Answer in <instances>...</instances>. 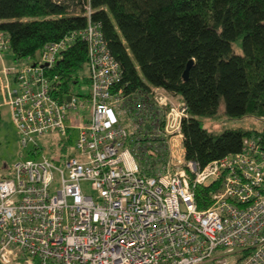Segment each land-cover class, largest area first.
<instances>
[{"label":"built area","instance_id":"obj_1","mask_svg":"<svg viewBox=\"0 0 264 264\" xmlns=\"http://www.w3.org/2000/svg\"><path fill=\"white\" fill-rule=\"evenodd\" d=\"M86 9L83 29L0 70L20 144H33V157L0 173V264H264L261 136L205 166L188 160L186 102L162 87L126 94L121 64ZM78 36L88 45V105L56 96L51 72ZM8 45L2 34L0 50ZM67 120L79 126L75 152L50 159L38 137L69 139ZM148 148L139 163L137 150ZM213 182L210 204L200 208L196 188Z\"/></svg>","mask_w":264,"mask_h":264},{"label":"trees","instance_id":"obj_2","mask_svg":"<svg viewBox=\"0 0 264 264\" xmlns=\"http://www.w3.org/2000/svg\"><path fill=\"white\" fill-rule=\"evenodd\" d=\"M87 5L121 64L126 94L162 87L186 102L188 160L205 166L240 151L250 136L264 143V127L217 133L202 125V119L218 117L221 106L227 118H264V0H0V33L17 61L38 58L47 42L87 25ZM239 37L242 52L233 45ZM87 58V41L78 36L51 68L61 100L73 93ZM216 188V182L196 188L200 208Z\"/></svg>","mask_w":264,"mask_h":264},{"label":"rangeland","instance_id":"obj_3","mask_svg":"<svg viewBox=\"0 0 264 264\" xmlns=\"http://www.w3.org/2000/svg\"><path fill=\"white\" fill-rule=\"evenodd\" d=\"M2 34L0 33V36ZM242 39L239 37L233 43L235 49L238 52H242L241 47ZM1 56H3V62L0 60V70L3 68H11L14 64L17 66H21L23 61H17L9 46L0 50ZM4 64V66H3ZM90 77L89 67L87 63L79 72V80L73 86V94L77 97L78 102H83L88 105L87 98L91 92V86L88 82V78ZM14 82V81H13ZM15 83V82H14ZM220 114L218 117H210L206 119H202L203 127H206L208 130L212 132H222L228 128H238L245 127L250 129H258L261 130L264 127V118L257 117H244V118H227L222 115L223 106H221ZM77 112L85 113L86 109L78 106L76 109ZM0 173L1 174H9L13 165L20 161L27 159L29 157H33L30 155L31 150L33 148V144H29L28 147H23L20 144L19 136L15 129V125L13 123L11 117V109L10 107L3 102V98L0 95ZM68 138H71V141L67 142L68 146H72L73 149L75 147V139L77 138V132L75 130L69 131ZM66 139V138H65ZM67 140V139H66ZM38 142L41 147L43 153H45L50 159H55L57 156L64 153L66 150L62 148L63 141L59 137L58 134H46L38 137ZM150 149L145 153L142 149L137 150V159L138 162H144L143 157L147 158L150 154ZM153 160V157L151 156ZM59 184H57L58 186ZM83 187L90 193L93 194L94 191L90 188V182H83Z\"/></svg>","mask_w":264,"mask_h":264},{"label":"crops","instance_id":"obj_4","mask_svg":"<svg viewBox=\"0 0 264 264\" xmlns=\"http://www.w3.org/2000/svg\"><path fill=\"white\" fill-rule=\"evenodd\" d=\"M13 53V52H12ZM14 56V55H13ZM0 60L3 62V56H1V54H0ZM3 66H4V64H3ZM71 94H73V93H71ZM89 97V96H88ZM88 99V98H87ZM87 112L86 113H89L88 112V110H86ZM82 114H84V115H86L85 113H82ZM86 119V118H85ZM84 119V120H85ZM67 123L69 124V125H73L72 123H71V121L70 120H67ZM79 125H80V121H79ZM16 129V128H15ZM70 130H75L76 132H77V135H78V132H79V126H75V125H73L72 127H71V129ZM16 131H17V129H16ZM17 134H18V131H17ZM19 136V135H18ZM77 139V138H76ZM76 139H75V141H76ZM70 142L71 141V138H69V139H67V140H64L63 141V143H65V146L67 147V151L66 152H64V153H74L75 152V149H73V147L72 146H68V144H67V142ZM63 146V145H62Z\"/></svg>","mask_w":264,"mask_h":264},{"label":"water","instance_id":"obj_5","mask_svg":"<svg viewBox=\"0 0 264 264\" xmlns=\"http://www.w3.org/2000/svg\"><path fill=\"white\" fill-rule=\"evenodd\" d=\"M192 62H193V59H190V60H188V62H187V64H186V69H185V71H184V73H183V77H184L185 80L188 79V76H189V70H190V67H191ZM67 100H68V101L71 100V95H68V96H67Z\"/></svg>","mask_w":264,"mask_h":264}]
</instances>
